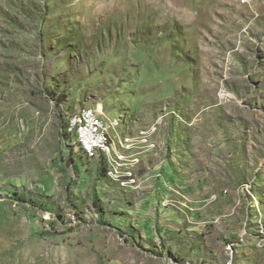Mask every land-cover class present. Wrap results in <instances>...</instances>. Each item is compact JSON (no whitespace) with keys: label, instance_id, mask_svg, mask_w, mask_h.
I'll return each instance as SVG.
<instances>
[{"label":"rangeland","instance_id":"obj_1","mask_svg":"<svg viewBox=\"0 0 264 264\" xmlns=\"http://www.w3.org/2000/svg\"><path fill=\"white\" fill-rule=\"evenodd\" d=\"M0 264H264V0H0Z\"/></svg>","mask_w":264,"mask_h":264},{"label":"bare ground","instance_id":"obj_2","mask_svg":"<svg viewBox=\"0 0 264 264\" xmlns=\"http://www.w3.org/2000/svg\"><path fill=\"white\" fill-rule=\"evenodd\" d=\"M90 130L91 136H95L92 143L89 141L90 133L87 132ZM67 133L75 136L79 147L85 155L89 157L105 155L111 166H115L114 163L116 161L112 156L113 144L110 140L108 127L99 110L87 107L75 112L68 121ZM114 171L116 172V170ZM109 174L113 175V171L109 172Z\"/></svg>","mask_w":264,"mask_h":264},{"label":"built area","instance_id":"obj_3","mask_svg":"<svg viewBox=\"0 0 264 264\" xmlns=\"http://www.w3.org/2000/svg\"><path fill=\"white\" fill-rule=\"evenodd\" d=\"M94 129V128H93ZM87 132H89L90 133V143H92L93 142V140L95 139V136H91V130L90 131H87Z\"/></svg>","mask_w":264,"mask_h":264},{"label":"trees","instance_id":"obj_4","mask_svg":"<svg viewBox=\"0 0 264 264\" xmlns=\"http://www.w3.org/2000/svg\"><path fill=\"white\" fill-rule=\"evenodd\" d=\"M86 156H87V155H86ZM87 157H88V156H87ZM98 218H99V220H101V216H100V215L98 216Z\"/></svg>","mask_w":264,"mask_h":264}]
</instances>
